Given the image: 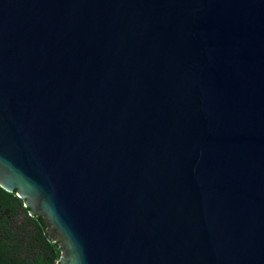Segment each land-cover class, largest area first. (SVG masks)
<instances>
[{"label":"water","instance_id":"1","mask_svg":"<svg viewBox=\"0 0 264 264\" xmlns=\"http://www.w3.org/2000/svg\"><path fill=\"white\" fill-rule=\"evenodd\" d=\"M0 187L57 264H264V0H0Z\"/></svg>","mask_w":264,"mask_h":264},{"label":"trees","instance_id":"2","mask_svg":"<svg viewBox=\"0 0 264 264\" xmlns=\"http://www.w3.org/2000/svg\"><path fill=\"white\" fill-rule=\"evenodd\" d=\"M53 241L42 216H30L24 200L0 187V264H57Z\"/></svg>","mask_w":264,"mask_h":264}]
</instances>
